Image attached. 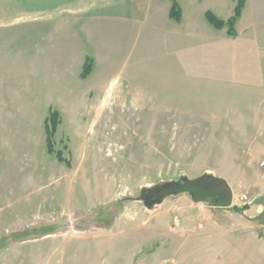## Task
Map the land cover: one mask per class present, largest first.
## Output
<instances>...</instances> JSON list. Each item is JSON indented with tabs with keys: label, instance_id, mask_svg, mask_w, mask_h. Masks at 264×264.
<instances>
[{
	"label": "rangeland",
	"instance_id": "rangeland-1",
	"mask_svg": "<svg viewBox=\"0 0 264 264\" xmlns=\"http://www.w3.org/2000/svg\"><path fill=\"white\" fill-rule=\"evenodd\" d=\"M127 1L0 2V264H264V0L233 34L205 14L227 22L237 0H176L179 22L169 0ZM204 173L233 207H149Z\"/></svg>",
	"mask_w": 264,
	"mask_h": 264
},
{
	"label": "water",
	"instance_id": "water-1",
	"mask_svg": "<svg viewBox=\"0 0 264 264\" xmlns=\"http://www.w3.org/2000/svg\"><path fill=\"white\" fill-rule=\"evenodd\" d=\"M178 195H188L194 204L210 202L215 209L233 207V193L229 184L224 179L208 173L194 179L183 178L175 184L163 186L146 194L153 201L149 207L159 205L166 198Z\"/></svg>",
	"mask_w": 264,
	"mask_h": 264
},
{
	"label": "crops",
	"instance_id": "crops-1",
	"mask_svg": "<svg viewBox=\"0 0 264 264\" xmlns=\"http://www.w3.org/2000/svg\"><path fill=\"white\" fill-rule=\"evenodd\" d=\"M2 0H0L1 2ZM87 0H46V6H48L49 10L51 12H53V14L57 15V16H80L83 13H87L88 10L86 11V9L89 7V9L93 8L95 10V12H97V10L99 8H104L103 10L106 9H111L112 13L114 11H117V13L119 15L121 14V11L119 9H121L123 7V5H121V3H119V0H91L92 2H86ZM146 2V7L148 9V5L150 4L149 0H139V4L135 3V0H129L127 1V5H131L130 9H131V13L133 15H138L139 14V10H142V6H144ZM145 7V8H146ZM1 12V11H0ZM11 14V11H7L6 9L3 10V12L0 14V16H7L9 14ZM17 13V17L23 16V12H16ZM129 13V11H128ZM127 13V15H128ZM97 14V13H96ZM124 14V13H123ZM125 15V14H124ZM135 17V16H134ZM1 20V18H0ZM6 24H8V22H6Z\"/></svg>",
	"mask_w": 264,
	"mask_h": 264
},
{
	"label": "trees",
	"instance_id": "trees-1",
	"mask_svg": "<svg viewBox=\"0 0 264 264\" xmlns=\"http://www.w3.org/2000/svg\"><path fill=\"white\" fill-rule=\"evenodd\" d=\"M170 2V10H169V14L168 17L169 19L175 21V22H179L180 21V9L179 6L177 4L176 0H169ZM244 6V0H237L236 6L234 8V14L233 17L231 19H229L227 22H222L220 20H218L211 12H206L205 14V18L207 20V22L216 30H221L222 28H224L225 26L228 27V34H233L232 33V27L235 24V22L240 18L241 15V10L243 9ZM90 63L88 62L87 66L85 67L84 71H83V75L82 78H85L88 74H89V68L88 65ZM45 126L47 131L49 132V127H50V133H52L56 127V115L55 114H51V116L45 121ZM49 126V127H48ZM50 140V138H49ZM49 140H48V152L51 153V149H50V144H49Z\"/></svg>",
	"mask_w": 264,
	"mask_h": 264
}]
</instances>
